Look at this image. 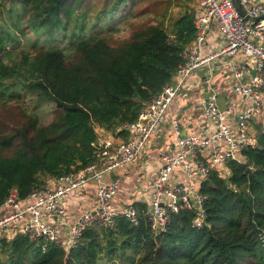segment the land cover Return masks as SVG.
I'll use <instances>...</instances> for the list:
<instances>
[{"label": "trees", "instance_id": "obj_1", "mask_svg": "<svg viewBox=\"0 0 264 264\" xmlns=\"http://www.w3.org/2000/svg\"><path fill=\"white\" fill-rule=\"evenodd\" d=\"M87 1L0 0V107L18 105L26 119L0 132V208L13 191L25 198L48 179L95 161L98 129L116 134L135 120L172 81L197 34L194 3L169 26L137 27L118 44L83 31L66 48L45 47L46 32L85 28L87 13L78 10ZM131 2L102 0L97 17L117 15ZM28 33L32 39L20 46ZM46 102L56 112L44 123ZM255 136L240 160L227 163L226 174L213 170L202 183V226L181 209L155 233L148 209L136 203L138 223L124 216L112 226L93 223L69 250L24 233L3 235L0 264H264V130Z\"/></svg>", "mask_w": 264, "mask_h": 264}, {"label": "built area", "instance_id": "obj_2", "mask_svg": "<svg viewBox=\"0 0 264 264\" xmlns=\"http://www.w3.org/2000/svg\"><path fill=\"white\" fill-rule=\"evenodd\" d=\"M197 1V34L186 49V60L172 81L144 104L136 119L122 124L120 131L129 132L130 137L118 140L98 136L96 159L86 167L48 179L44 187L32 191L25 198L15 191L11 192L2 207L10 206L13 211L0 217V237L11 238L17 233H24L32 238H44L46 242H57L69 250L77 245L84 230L93 223L112 226L119 216L138 223V209L115 202L119 184L104 181L105 173L133 163L144 155L150 139L166 122L185 79L212 60L227 57L231 59V69L238 81L234 90L247 100V106L238 113L235 112L234 102L222 108L217 92L211 90L203 109L205 117L215 121L216 129L205 137L184 138L179 120L172 118L177 148L162 153L163 165L150 185L152 199L147 216L155 233L165 231L170 213L181 209L194 213V226L204 224L206 196L197 184L198 179L203 183L213 170L224 175L225 172L219 170L220 166L226 167L229 161L240 160L242 148L256 144V136L250 130L249 123L264 107V4L257 0H239L240 5L234 0ZM248 17L261 18L254 20ZM214 21L220 27L225 44L218 51L205 55L203 46ZM237 54H244L255 61V73L244 84L240 80L246 74V68L233 60ZM211 84L212 76L209 75L204 78L203 85L209 87ZM234 113L238 135H233L227 124L229 116ZM207 148L211 149L209 160L201 159L200 153ZM178 167L183 169L186 182L173 185L170 178ZM90 181L97 183V205L68 220L65 199L83 190Z\"/></svg>", "mask_w": 264, "mask_h": 264}, {"label": "crops", "instance_id": "obj_3", "mask_svg": "<svg viewBox=\"0 0 264 264\" xmlns=\"http://www.w3.org/2000/svg\"><path fill=\"white\" fill-rule=\"evenodd\" d=\"M264 4V0H257ZM195 3H198L195 1ZM224 38L220 27L216 21L213 22L203 46L204 54L218 51L224 45ZM233 60L240 66H245L246 74L240 80L241 84L247 82L255 73V61L244 54H237ZM211 75L212 84L203 85L204 78ZM236 81L234 72L231 69V59L220 57L212 60L205 66L200 67L190 74L184 81L182 89L175 97L168 112V118L164 125L155 133L149 141L147 152L133 163L120 168L108 171L104 175V181H116L119 184V191L115 197V202L120 206L135 207L136 203L145 205L149 210L152 199V189L150 187L153 180L159 174L163 165L162 153L175 151L177 148V137L171 123L172 118L179 120L181 124L182 136L184 138L211 135L216 129L215 121L207 119L204 115V102L211 90L218 94V103L222 108L229 103H235V112L247 106V100L238 96L234 90ZM235 113L229 116L227 124L233 135L239 134V128L235 122ZM250 130L255 133L258 128L264 130V107L257 112L250 120ZM256 134V133H255ZM98 136L102 138L114 137L118 140H126L130 137L129 132H117L112 134L102 128L98 129ZM211 149H203L200 158L209 160ZM194 164L196 165L197 163ZM219 170L228 172L225 166H220ZM186 182L183 169H175L170 183L175 185ZM198 186L202 185L201 179L197 181ZM97 183L90 181L86 187L65 199L67 207V219L73 220L77 215L87 210H92L97 205ZM13 209L10 206L0 208V217L9 214ZM65 224V222L63 223Z\"/></svg>", "mask_w": 264, "mask_h": 264}, {"label": "rangeland", "instance_id": "obj_4", "mask_svg": "<svg viewBox=\"0 0 264 264\" xmlns=\"http://www.w3.org/2000/svg\"><path fill=\"white\" fill-rule=\"evenodd\" d=\"M194 3V0H132L131 4L119 14L100 21L97 12L102 7V0H89L83 3L81 10H78L79 13H87L85 28L81 30L75 28L72 24L66 31L46 32L45 47L56 45L66 48L69 46L71 39L78 40L83 31L108 36L114 40L115 44H118L125 39H129L133 30L137 27H144L158 21H164V24L169 26L182 13L192 9ZM19 39L20 46H24L32 39V33H28L26 36L22 35ZM30 101L28 100V102ZM41 112L45 116L43 122H50L55 116L56 104L46 102V107ZM25 121L26 119L18 105L12 104L9 107H0L1 133L10 132L13 127L23 125Z\"/></svg>", "mask_w": 264, "mask_h": 264}, {"label": "water", "instance_id": "obj_5", "mask_svg": "<svg viewBox=\"0 0 264 264\" xmlns=\"http://www.w3.org/2000/svg\"><path fill=\"white\" fill-rule=\"evenodd\" d=\"M237 4H239L240 5V2H239V0H234ZM239 9L241 10V12L244 14V12H243V10H242V8H241V6H239ZM248 18H251V19H254V20H259L261 17H256V18H253V17H248Z\"/></svg>", "mask_w": 264, "mask_h": 264}]
</instances>
